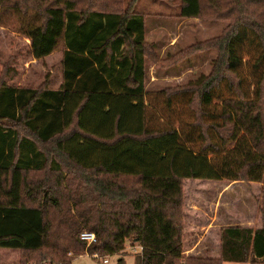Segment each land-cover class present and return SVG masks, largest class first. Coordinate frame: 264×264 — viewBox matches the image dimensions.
<instances>
[{"label":"trees","instance_id":"trees-1","mask_svg":"<svg viewBox=\"0 0 264 264\" xmlns=\"http://www.w3.org/2000/svg\"><path fill=\"white\" fill-rule=\"evenodd\" d=\"M134 2L0 0V17H15L33 59L62 49L58 88L0 84V249L17 250L20 264H71L85 253L125 264L130 242L141 248L134 264H264V28L253 24L264 0H177L170 16L199 19L209 8L232 24L164 60L145 42ZM248 41L252 98L239 75ZM214 49L208 76L145 90L149 57L165 68ZM188 179L262 185L261 225L221 227L218 258L183 259ZM83 232L96 243L81 241Z\"/></svg>","mask_w":264,"mask_h":264},{"label":"rangeland","instance_id":"rangeland-1","mask_svg":"<svg viewBox=\"0 0 264 264\" xmlns=\"http://www.w3.org/2000/svg\"><path fill=\"white\" fill-rule=\"evenodd\" d=\"M97 1L101 0H78V8H90L92 3ZM104 1L106 7L111 9L117 0ZM122 1L125 4L123 5L124 7L130 0ZM176 2L177 0H135L133 4V9L144 15L145 42L156 53L158 59L164 60L174 57L179 52L185 51L196 43L220 38L228 31L232 24L231 19H215V15L212 14L209 8L204 16L199 19H179L170 16V10L175 9L173 7ZM254 18L253 20L255 21L253 24H258L259 27L264 28V11L262 9H258ZM240 48L242 49L240 56L243 58V62L239 69V75L243 79L244 89L250 98H252L258 78V72L253 68L256 52L249 45V41L245 45L244 43L240 44ZM61 51V46H59L50 56L41 60L33 59L30 52V41L18 30L15 17L11 15L0 17V84L6 83L7 85L27 86L31 88L43 86L52 89L58 88L61 82ZM149 58L145 62V90L150 93H157L162 90H173L177 87L186 86L189 83L197 81L202 76H208L212 69V62L218 58V52L217 49H214L196 53L186 60L184 59L175 65L165 68L154 65L151 57ZM220 95L226 97L228 93L222 90L221 92H217V96ZM162 101L159 97L153 103L155 116L159 112L158 109L162 108L159 104ZM215 103L220 105L218 101H215ZM176 109L180 115L179 117L184 122L187 123L191 120L190 116L184 113L183 109L179 107ZM175 127H178V125ZM42 177V174H37L33 175L32 178L35 180L41 179ZM224 184L229 186L232 183L221 181V183L213 185L212 182H199L188 179L183 184L185 209H188L190 204H195L196 206L206 207V210L210 212V203L214 202L216 198L215 190L216 188H219V190L222 189ZM239 185L235 187L237 194L233 195V205H231V208L233 206L240 213L245 214L243 210L246 207H244L243 203L244 201L248 202L253 197H248V193L243 191L250 185L244 183H240ZM255 185L260 186V188H257L260 192V200L257 203L258 214H260L259 206L261 203L262 185ZM225 199V195L223 194L220 200L222 202ZM238 220L241 222L245 219L240 216ZM190 229L191 227L187 225L186 215L184 239L182 241L183 249L190 247L193 241L197 239V235L202 233L200 229H196L195 231ZM207 238V240H202L200 243L202 247L207 243H211L213 247L217 245L211 236ZM131 245L130 242H127L124 248V254L122 256L125 264H134L135 258L140 254L138 250H133L137 245ZM217 250L219 252V249ZM100 258L108 260V263H103L102 259H95L91 254L85 253L74 257L71 264H115L118 256H101ZM182 258L186 259L187 256L182 255ZM0 264H20V253L17 250L0 249ZM224 264L240 263L227 262Z\"/></svg>","mask_w":264,"mask_h":264},{"label":"crops","instance_id":"crops-1","mask_svg":"<svg viewBox=\"0 0 264 264\" xmlns=\"http://www.w3.org/2000/svg\"><path fill=\"white\" fill-rule=\"evenodd\" d=\"M187 181V180H185ZM184 181V183H185ZM202 181V180H197ZM212 182V181H206ZM213 185L219 184L221 182H212ZM240 183L233 182L229 186L225 184L222 186V189L216 188L215 195L216 198L214 202L210 203L209 211L206 210V207L196 206L195 204H190L188 209H185L184 205V229L186 224V215H187V225L191 227L190 230L195 231L196 229H200L202 233L197 235V239L193 241V244L186 248L183 255L194 256L198 254H209L214 258L219 257L218 247H219V234L221 227L224 226H247L257 228L261 225V216L258 214L257 203L260 200V192L257 188H260L259 185L251 184L244 189L243 191L247 192L248 197H253L248 200V202L244 201L243 205L246 207L243 211L245 214L240 213L236 208H231L233 195L237 194L236 186H240ZM212 185V186H213ZM255 185V186H254ZM211 186V188H213ZM221 188V187H220ZM252 188V189H251ZM256 189V190H255ZM258 190V191H257ZM225 195V201L220 200L222 195ZM217 200V201H216ZM211 208V209H210ZM255 210V211H254ZM235 213H237L235 215ZM249 214V215H248ZM242 216L244 221L239 222L238 218ZM194 228V229H192ZM215 235V236H214ZM208 236H211L216 242V246H212L211 243H207L202 247L200 243L202 240H207ZM214 236V237H213ZM184 239V232H183ZM199 248V249H198Z\"/></svg>","mask_w":264,"mask_h":264},{"label":"built area","instance_id":"built-area-1","mask_svg":"<svg viewBox=\"0 0 264 264\" xmlns=\"http://www.w3.org/2000/svg\"><path fill=\"white\" fill-rule=\"evenodd\" d=\"M80 240L83 241L84 243H86L87 246L92 245L94 243H96V237L93 233L91 232H83L80 235ZM134 251L138 250L140 253L141 252V248L139 246L134 247L133 249ZM92 257L95 259H102L103 263H108V260L100 258V256L98 254H92Z\"/></svg>","mask_w":264,"mask_h":264}]
</instances>
